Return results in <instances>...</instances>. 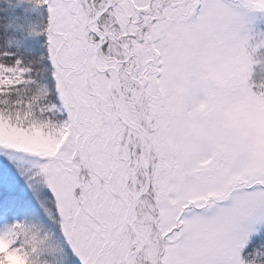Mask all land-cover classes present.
Returning <instances> with one entry per match:
<instances>
[{"label":"snow or ice","instance_id":"obj_1","mask_svg":"<svg viewBox=\"0 0 264 264\" xmlns=\"http://www.w3.org/2000/svg\"><path fill=\"white\" fill-rule=\"evenodd\" d=\"M0 47V264H264V0H21ZM46 190V191H45Z\"/></svg>","mask_w":264,"mask_h":264},{"label":"rangeland","instance_id":"obj_2","mask_svg":"<svg viewBox=\"0 0 264 264\" xmlns=\"http://www.w3.org/2000/svg\"><path fill=\"white\" fill-rule=\"evenodd\" d=\"M11 11L13 12L11 18L15 21L8 18ZM41 11L40 7L26 2L22 3L21 0H0V47H3L6 43L5 39H7V46L5 45L4 47L10 48V42H15V44L11 46V49L20 53L18 51V43H16L15 40H20V34L26 33V38L28 40L25 43L30 45L27 47L25 46L26 52H22L20 54L26 56L28 59H39V57L43 54L42 46L44 40L41 42V36H36L33 33V30L38 28L42 22L44 13L41 14ZM23 12L26 13L22 14ZM21 15L24 16L19 18L18 16ZM30 16L34 17L29 18ZM9 23H12L11 25L14 26V29L11 32L8 31V27L10 26ZM0 179L3 180L5 185L9 183L14 184L17 193L24 199L28 198L29 193L25 187L23 178L19 176L13 164L2 156H0Z\"/></svg>","mask_w":264,"mask_h":264},{"label":"trees","instance_id":"obj_3","mask_svg":"<svg viewBox=\"0 0 264 264\" xmlns=\"http://www.w3.org/2000/svg\"><path fill=\"white\" fill-rule=\"evenodd\" d=\"M26 12H23L22 14H25ZM12 14H13V12L11 11L10 13H9V15H8V18H10L12 21H15L14 19H12L11 18V16H12ZM41 14H43V12L41 11ZM24 15H21V16H18L19 18H21V17H23ZM32 17H34V16H30L29 18H32ZM28 18V19H29ZM23 20V19H22ZM21 20V21H22ZM25 20H26V18H25ZM16 21H17V19H16ZM35 22V21H34ZM10 24V26L8 27V31L9 32H11L13 29H14V26L13 25H11L12 23H9ZM21 36H22V38H21V36H19V38H20V40H15L16 41V43H18V51L20 52V53H22V52H26V47L27 46H29L30 44H26L25 42L28 40L26 37H27V34L26 33H21L20 34ZM36 36H40V35H36ZM41 38H42V41L41 42H43V40H44V37H42L41 36ZM6 40V43L3 45V47L6 45L7 46V39H5ZM13 44H15V42L14 43H11L10 42V48H11V46L13 45ZM26 46V47H25Z\"/></svg>","mask_w":264,"mask_h":264}]
</instances>
